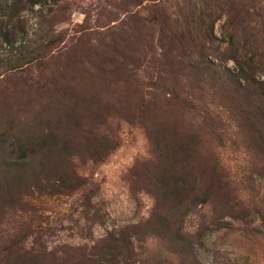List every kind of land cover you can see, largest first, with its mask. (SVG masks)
Returning <instances> with one entry per match:
<instances>
[{"label":"rangeland","instance_id":"1","mask_svg":"<svg viewBox=\"0 0 264 264\" xmlns=\"http://www.w3.org/2000/svg\"><path fill=\"white\" fill-rule=\"evenodd\" d=\"M202 1L63 0L22 15L28 40L46 31L65 47L0 77V247L17 221L54 264L114 233L133 264H264V104L242 79L264 80V37L224 15L207 28L221 2ZM200 47L216 80L200 74Z\"/></svg>","mask_w":264,"mask_h":264},{"label":"trees","instance_id":"2","mask_svg":"<svg viewBox=\"0 0 264 264\" xmlns=\"http://www.w3.org/2000/svg\"><path fill=\"white\" fill-rule=\"evenodd\" d=\"M63 0H7L1 9L4 12L5 20L0 21V46H6L8 52L11 55H1L0 56V77L6 74L20 73L26 71V69L32 64L36 63L39 65H45L49 59L54 58L56 55H59L60 52L64 49V41L60 36H56L53 39L52 33L46 31L35 33L28 40L27 34L23 29L19 30L18 25L23 22L22 15L28 11L32 10L34 6L38 4H55L58 5ZM202 1V0H201ZM221 2V7L213 15H210V23L207 26L211 29L212 25L217 19L222 15L226 16L227 24L231 23L230 27L234 33L236 29H247L262 33L264 37V0H219ZM203 2V1H202ZM205 2H207L205 0ZM250 4V5H249ZM256 11L261 14L257 16ZM2 12V11H1ZM251 13L255 16L256 19H251ZM250 17V18H249ZM42 19V16L40 17ZM40 19V20H41ZM43 20V19H42ZM234 27V28H233ZM232 33V34H233ZM257 36L253 35L252 37ZM233 36L230 35V38ZM206 39L205 34L203 33L202 42L204 43ZM17 44V45H15ZM204 47V44H203ZM200 47L199 58L201 59L200 65V74L204 76L208 75L212 80H216V75L213 70L204 64V48ZM231 47V43H230ZM210 49V48H209ZM208 49V50H209ZM212 50V49H211ZM215 56H222L226 53V59L231 60L235 65L239 64V58L237 53L234 50L228 48L225 52H221L220 49H215ZM230 52H233L230 54ZM230 54V55H228ZM262 57V54H261ZM260 68V71L264 73V65L257 62ZM255 66V64H254ZM241 67H243L241 65ZM263 68V69H262ZM239 79V77L237 76ZM241 78V77H240ZM245 80V86L243 88L244 98H252L257 95L259 104H264V80L256 81L254 76L242 77ZM218 80V79H217ZM262 144L264 145V139H262ZM20 166L12 168L13 170H22L21 166L25 164H19ZM74 183L69 181L68 187H70L68 194H73L77 190V187L73 185ZM62 187V184L52 185V190H59ZM58 192H63L59 190ZM35 209H33V213ZM23 213L19 210V213L15 215H21V220L23 218ZM14 214V213H13ZM32 220V219H30ZM11 224V223H9ZM12 229L14 233L9 234L5 239V244L0 247V261L3 260L2 264H54V258H51V263L46 259L48 254L44 249V246L37 241V237H33V234L29 231V235L22 230H30V226L26 223L13 222ZM34 234H36L34 232ZM122 234H108L106 240L101 241V244H94L85 249L81 254H78V258L75 259L71 255L70 260L65 259L64 261L58 264H133L132 256L134 255L133 242L131 239H128L127 242L122 238ZM103 249L102 252H100ZM2 262V261H1ZM48 262V263H47Z\"/></svg>","mask_w":264,"mask_h":264}]
</instances>
